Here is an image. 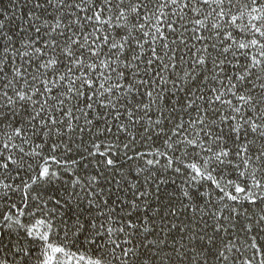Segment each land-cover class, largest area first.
<instances>
[{
    "label": "snow or ice",
    "instance_id": "1",
    "mask_svg": "<svg viewBox=\"0 0 264 264\" xmlns=\"http://www.w3.org/2000/svg\"><path fill=\"white\" fill-rule=\"evenodd\" d=\"M0 264H264V0H0Z\"/></svg>",
    "mask_w": 264,
    "mask_h": 264
},
{
    "label": "trees",
    "instance_id": "2",
    "mask_svg": "<svg viewBox=\"0 0 264 264\" xmlns=\"http://www.w3.org/2000/svg\"><path fill=\"white\" fill-rule=\"evenodd\" d=\"M83 251V250H82Z\"/></svg>",
    "mask_w": 264,
    "mask_h": 264
}]
</instances>
